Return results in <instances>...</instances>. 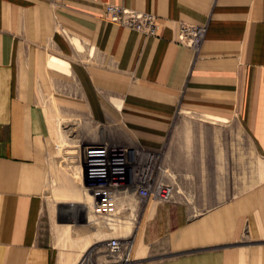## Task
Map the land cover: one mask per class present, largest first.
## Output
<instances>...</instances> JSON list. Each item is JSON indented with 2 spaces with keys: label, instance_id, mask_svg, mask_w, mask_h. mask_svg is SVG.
<instances>
[{
  "label": "crops",
  "instance_id": "crops-1",
  "mask_svg": "<svg viewBox=\"0 0 264 264\" xmlns=\"http://www.w3.org/2000/svg\"><path fill=\"white\" fill-rule=\"evenodd\" d=\"M108 5L155 15L157 35L110 22ZM180 23L204 27L197 50ZM45 101L160 154L177 192L139 204L135 264H264V167L255 184L234 176L253 153L264 165V0H0V264H75L42 237Z\"/></svg>",
  "mask_w": 264,
  "mask_h": 264
},
{
  "label": "rangeland",
  "instance_id": "rangeland-1",
  "mask_svg": "<svg viewBox=\"0 0 264 264\" xmlns=\"http://www.w3.org/2000/svg\"><path fill=\"white\" fill-rule=\"evenodd\" d=\"M42 108L50 116L52 135L51 148L47 156L48 173L44 193L45 221L42 227L44 242L52 246L58 256H67L74 260L75 264H110L105 239L119 237L124 243H134L133 257L137 259L142 254V232L149 219L146 212L144 211L145 215L143 211L140 214L137 210L136 213L130 206L129 211H123L125 223L121 225L120 230L103 237V231L86 225V206L90 203V197L85 182L88 177L98 173L95 168L102 163L105 149L113 145L114 148L118 147L117 145L125 147V153L121 155L129 156L128 162L131 164L126 167L130 170L131 166H134L132 168L134 174L137 173L140 164H145L147 156H154L153 178H162L165 181L160 154L145 155L142 153L143 150L140 153L141 149L133 143L137 140L127 137L126 127L117 121L95 123L89 115L79 110L59 109L56 104L49 101H45ZM190 115L193 114L187 116ZM84 126L87 130H84ZM250 160L249 167L235 171L237 182L241 176L250 179L253 184L261 179L264 165L254 153ZM85 163L89 165L92 163L93 168L85 169ZM72 192L78 199L72 209L67 208L71 206L68 203H56L65 200L69 202ZM176 192L174 188V194ZM172 200L169 203L156 204H170ZM82 256L83 260L78 263ZM134 262L132 264H135Z\"/></svg>",
  "mask_w": 264,
  "mask_h": 264
},
{
  "label": "built area",
  "instance_id": "built-area-1",
  "mask_svg": "<svg viewBox=\"0 0 264 264\" xmlns=\"http://www.w3.org/2000/svg\"><path fill=\"white\" fill-rule=\"evenodd\" d=\"M53 1L50 0L51 3ZM105 14L110 22L119 27L131 29L146 36L157 35V17L151 13L137 12L119 5H108ZM204 33V27L180 23L178 40L180 44L197 50L204 38ZM113 146L105 149L102 163L95 168L98 173L88 177L85 182V188L90 197V203L86 206V225L103 231V237L115 230H120L121 225L125 223L123 211H129L130 206L137 213L139 204L146 201L169 203L174 194L172 185L162 178H153L154 156H147L145 164H140L137 173L134 174L132 171L134 166H131L130 170L127 168L131 163L125 159V155L116 156L124 154L125 147L117 145L118 147L114 148ZM115 159L122 160L117 162ZM105 244L110 264H132L135 261L134 243H124L119 237H106Z\"/></svg>",
  "mask_w": 264,
  "mask_h": 264
},
{
  "label": "bare ground",
  "instance_id": "bare-ground-1",
  "mask_svg": "<svg viewBox=\"0 0 264 264\" xmlns=\"http://www.w3.org/2000/svg\"><path fill=\"white\" fill-rule=\"evenodd\" d=\"M114 151H116V150H114ZM134 259H135V258H134ZM82 260H83V256H82L81 259L78 261V263L81 262Z\"/></svg>",
  "mask_w": 264,
  "mask_h": 264
}]
</instances>
